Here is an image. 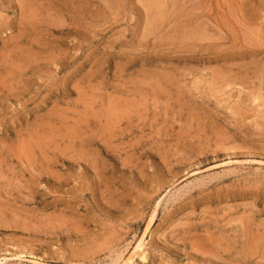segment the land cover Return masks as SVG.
I'll return each mask as SVG.
<instances>
[{
    "label": "rangeland",
    "instance_id": "obj_1",
    "mask_svg": "<svg viewBox=\"0 0 264 264\" xmlns=\"http://www.w3.org/2000/svg\"><path fill=\"white\" fill-rule=\"evenodd\" d=\"M0 264H264V0H0Z\"/></svg>",
    "mask_w": 264,
    "mask_h": 264
},
{
    "label": "bare ground",
    "instance_id": "obj_2",
    "mask_svg": "<svg viewBox=\"0 0 264 264\" xmlns=\"http://www.w3.org/2000/svg\"><path fill=\"white\" fill-rule=\"evenodd\" d=\"M188 11V10H187ZM33 12V11H32ZM163 18V17H162ZM25 23V22H24ZM34 33V32H33ZM10 77V76H9ZM212 240V239H211ZM252 257V256H251ZM125 263V262H124Z\"/></svg>",
    "mask_w": 264,
    "mask_h": 264
}]
</instances>
